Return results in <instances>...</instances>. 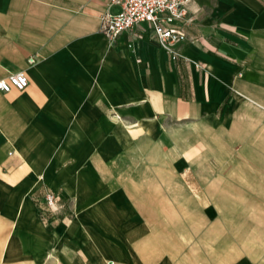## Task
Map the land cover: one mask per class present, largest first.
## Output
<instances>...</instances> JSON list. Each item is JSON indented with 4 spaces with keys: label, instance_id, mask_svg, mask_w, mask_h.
<instances>
[{
    "label": "crops",
    "instance_id": "1",
    "mask_svg": "<svg viewBox=\"0 0 264 264\" xmlns=\"http://www.w3.org/2000/svg\"><path fill=\"white\" fill-rule=\"evenodd\" d=\"M113 11L0 0V264H264V0H190L174 59Z\"/></svg>",
    "mask_w": 264,
    "mask_h": 264
},
{
    "label": "built area",
    "instance_id": "2",
    "mask_svg": "<svg viewBox=\"0 0 264 264\" xmlns=\"http://www.w3.org/2000/svg\"><path fill=\"white\" fill-rule=\"evenodd\" d=\"M189 2L190 0H107L114 11L100 16L98 32L110 46L120 33L144 25L149 28L151 37L174 59L178 53L170 47L184 37L181 27L186 21ZM27 63L32 64L33 57L28 58ZM27 85L26 76L15 73L7 80H0V91H23ZM58 202L57 195L44 191L40 197L41 219L45 218L46 212H56L59 209Z\"/></svg>",
    "mask_w": 264,
    "mask_h": 264
}]
</instances>
